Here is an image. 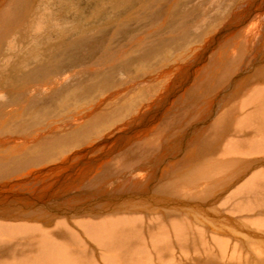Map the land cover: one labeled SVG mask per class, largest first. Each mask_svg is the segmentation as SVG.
<instances>
[{"label": "rangeland", "instance_id": "374dc122", "mask_svg": "<svg viewBox=\"0 0 264 264\" xmlns=\"http://www.w3.org/2000/svg\"><path fill=\"white\" fill-rule=\"evenodd\" d=\"M261 35L264 36V0H0V151H3L4 148L1 146L4 145L8 148L11 146L12 151L17 152L13 157H9L10 159L3 157L4 159L1 160L4 162L0 163L2 178L7 176L6 164L13 170L8 173L10 174V178L6 177L8 180L4 178L3 181L0 177V183L5 184L0 187L1 191L4 189L3 191L25 192L28 188L27 192L35 196L33 193L40 190H42L40 194L61 190L64 192L62 195L63 198L65 197V204L71 200L76 212L88 211L93 207L91 202L95 200L96 203V200H99L97 193L101 192L97 187L100 184L93 187L91 185L97 182L96 175L99 177L104 175L105 180H131L130 172L143 171L144 163L151 162V158L158 156L160 145L168 141V135L172 133L175 138H184L183 135L187 132L189 136V129L193 124L196 125L190 134H194L193 140L198 136L201 139L203 137L202 140L207 141L204 144L205 149L211 146L210 143L213 144L205 154L207 158L204 157V162L215 163L214 167L219 166L221 162L224 166L232 167L245 166L244 164L248 163L245 168H248L249 172L240 171L244 182L256 172L264 171V154L254 156L242 154V156L237 151L236 153L227 151L231 148L227 141L240 139V134L248 135L243 137V140L251 138L259 141L263 138L264 130H262L263 134L259 135L252 130V125L247 128L246 125L236 123V120L242 117L241 113H244L240 101L244 100L253 89L264 88V74L261 73H264V37ZM220 44L225 46L227 54H225L227 57L222 59L225 68L217 74V82L220 83L214 85L211 91L213 93H209L208 100L203 105L199 104L201 101L196 102L179 114L182 119L188 120L187 122L181 120L174 123L169 115L175 112L183 89L190 84H195L194 88L199 89L204 84V77L209 75V70L206 71L210 66L208 63L211 62L214 53L222 48ZM180 64L182 66H179ZM169 71L174 72L169 73V79L166 81L165 75ZM245 71H249L251 77L247 76ZM233 78L238 79V85L245 78L248 81L243 91L237 94V91L233 90ZM193 79L197 81L193 82ZM231 90L233 91L230 92ZM170 92L172 94L168 97ZM261 98L263 99L259 112L264 115V95ZM158 102L164 103L165 110H163L167 113L162 114L167 116L166 121L165 117H162L160 120L163 123L154 122L146 126L147 131L150 129L148 132L141 127L137 128L134 119L144 109L143 106L153 103L156 105L155 103ZM191 111L192 114H189L188 112ZM168 117H170L169 122ZM225 126L232 131L228 133L227 138L225 131L215 144V141H212V134L223 131ZM236 127L248 131L235 132ZM131 128L136 130L137 135H135L137 137L135 144L130 147L132 153L130 152L128 157V159L132 157L134 167L126 163L123 166L118 158L122 152L114 151L117 143L122 142L121 137ZM187 139V144L192 143L190 138ZM124 148V152H129L127 149L129 147ZM142 149L148 154L136 160V153ZM246 149H248L247 145L241 148V151ZM172 158L163 156L162 160L170 162ZM71 159H74V162ZM118 160L120 162H117ZM61 164L62 168L56 169ZM168 166L167 163L163 168ZM122 171L129 175H122ZM53 172L54 174H51ZM84 174H88L90 178L82 182L80 177ZM13 181L20 185L14 187ZM67 181L73 184H68L70 187L64 188L56 186L57 182L62 184ZM76 181L77 183H74ZM11 185L12 188L9 187ZM237 185L234 184V190ZM118 189L117 193L124 190L122 187ZM72 197L75 201L71 199ZM178 198L171 200L182 205L188 202L183 197ZM223 202L224 200L218 199L214 204L217 209L213 206L214 210H209L213 213L209 212L211 215L219 216L220 221L217 219L215 222L220 226L221 220L227 222L220 216L230 217L229 219H234L228 221L231 227H234V230L231 229L232 232L235 231L240 235L244 232V236L250 235V232L256 241L264 243L263 234L256 232L248 218L244 220L245 213L241 214L242 217L235 216L236 212H229V216L227 210H223L221 206ZM108 203L106 204L109 205ZM204 203L201 205L202 209L207 211L206 209L210 208L204 207L209 206V202L204 201ZM106 204L103 206H107ZM17 211L18 222H23L19 221L20 217L26 214V220L30 225L40 224L46 231L56 228V221L58 222L56 219L51 224L55 223V225L42 226L37 219H34L37 216L35 213L29 215L30 213L23 210V207ZM85 214L87 216L81 215V217L69 214L66 219L64 218L67 228H73L72 230L82 239L84 236L80 234L83 233L79 229L80 222L94 217L90 212ZM98 219L102 220L104 216ZM228 236L232 235H221V237L219 235L222 240ZM85 242L91 244L87 239ZM211 245L213 247V244ZM182 246L174 248L171 252L172 256L178 257L177 261L183 260L193 264L203 258L199 256L200 253L191 252L186 246ZM220 248L219 255L222 254L224 257L227 248L224 246ZM255 250L252 252L254 255L257 254L255 256L258 258L259 253ZM228 255L226 258L229 259L231 254ZM192 258H195L193 262H191ZM254 258L248 260L255 262L256 258ZM96 264L100 263L97 261Z\"/></svg>", "mask_w": 264, "mask_h": 264}, {"label": "bare ground", "instance_id": "6f19581e", "mask_svg": "<svg viewBox=\"0 0 264 264\" xmlns=\"http://www.w3.org/2000/svg\"><path fill=\"white\" fill-rule=\"evenodd\" d=\"M223 42L225 43V41ZM259 44L260 42H258V45ZM222 48L220 47L219 51H217L216 54L214 53V55L212 56L213 58L210 63L206 61L210 65L209 68L206 70V71L209 70L208 72L210 76L206 75V77H204L205 78V80H203L204 84L199 89L194 88L195 84L193 85L190 84L189 87L185 86L186 88L183 89L182 91V97L180 98V100L177 98L178 108L176 107L175 112L169 115L171 118H173L174 123H178L181 120L182 121L185 120L187 122L188 120H186L185 118L182 119V117L179 114H181L183 110L187 109L188 106L192 104L195 105L196 102L201 101L199 104L203 105L205 101L208 100L207 97L209 93L214 89V87L217 84L220 83V82L219 83L217 82L218 81L217 74L218 72H221V70H224L225 64L224 62H222L223 61L222 59H225L227 57L226 56L227 54L225 53V49H224L225 46H222ZM185 53H188V52H185ZM221 54L223 55L224 58L222 57ZM188 55H190V53ZM259 58L260 57L258 56V59ZM181 59H184V58H181ZM188 61H186V63ZM191 63L190 64L188 63V64L192 65ZM179 66H182V65L180 64ZM249 71H245V73L248 74L247 76L251 77V73H250L251 71L250 72ZM170 72L173 73L174 71L166 72L167 73V75H165V77H167L166 81L169 79L168 76ZM261 73L264 74L263 72ZM203 76H205V74ZM195 80L197 81V79H193V82ZM237 81L238 79L234 80L233 78V90L237 91L236 94L239 91H243L244 87L248 83L246 78L245 80L240 81L239 85ZM233 90H231L230 92H232ZM212 93L213 92H211V94ZM171 94L172 93L170 92L167 96L169 97V95ZM262 95H264V88L262 87L259 89L256 88V89H253L250 92V94H248V96L245 97L244 100H241L240 105L244 107L243 108L244 113H241L242 117L236 120V123L238 125L243 124V125H246L245 127L247 128L252 125L253 126L252 130H254L256 133H259V135H261L262 130H264V115H262L261 112H259L260 106L262 105L261 104L262 99H263L261 98ZM227 97H229V95H227ZM103 103H105V101ZM166 103H168V101ZM153 104L149 106L147 105L143 106L144 109L140 113L138 112L139 115L138 116L136 115L137 117L136 119H134V121L136 122L135 125H137V128L141 127L142 129L146 130L145 132H148L150 130L149 129L147 131L146 126L152 125L154 124V122L163 123V121L160 120L162 117H165L162 113H165V112L167 113V111L164 112L165 110L164 103L158 102V103H155L156 105H153ZM241 106L240 108H242ZM188 113L192 114V111ZM166 117H165V121H166ZM170 117H168L169 118L168 122L170 120ZM210 117L212 118L213 116H210ZM194 126L196 125L193 124V127L189 129V136H187V132L183 135L184 138H181V137L175 138L174 134L172 133L168 135V141L166 143L164 142L162 146L160 145L161 148H160L158 156H154L153 158H151L152 159L151 162L148 161L147 163H144L145 165H144V168L142 167L143 169L140 168L143 171L135 172L132 170L130 172L131 180H126V179H123V180L115 179L116 181L112 179L105 180L104 175L102 177H99L98 175H96L97 182L92 183L91 185L93 187V186H97L100 184L97 187L101 189V192H99V194L97 193L99 200H96V203L98 204L96 205L95 200L91 202L92 203L91 205L94 207V208L91 207L93 210L88 209V211H85V212H80V213L76 212L74 210L75 208L72 207L71 205L72 201L70 199H69L70 202H67L65 204V201H64L65 197L63 198V195H62V193L64 192L61 190L60 191L54 190L51 193L44 192V194L43 192L40 194L39 192L42 191L40 190L39 192H37L39 194L33 193V195L35 196H31L30 193L27 192L28 188H26L27 190L25 192L20 191V190L19 191H3L4 189H2L1 191V188H0V264H82L83 262L87 264H96L97 261L100 264H190V262L188 263L183 262V260L179 262L176 260L178 257L172 256L171 252H173V249L176 247H180L181 245H183L182 247L186 246L191 252L196 251L200 253L199 256L203 257L201 258L202 260L198 259L196 260V262H193L195 258L194 259L192 258L193 260L191 262H193V264H264V243L256 241L255 237L250 232H249L250 235L246 233L247 234L246 236L243 235L244 232L241 233L242 235H240L239 233L236 234L235 231L232 232L231 229L234 230V227L233 226L231 227L229 222L234 221V219H229L230 217L224 218L220 216L221 219H225V221L227 222H223L221 220L220 224L222 225L219 226L218 223L215 222L217 221V219L220 221L219 216L211 215L213 213L209 211V210L211 211L214 210L213 206L218 199L219 201L224 200L221 206L222 208H224L223 210H227V214L229 216H230L229 212H236L235 216H240L244 212L245 213L244 220L245 218L246 219L248 218L249 221H251V224L254 225L255 230H257L256 232H259L260 234H263L264 236V203H263L264 202V171L256 172L254 175L250 176L249 178L247 177L248 179L244 182L242 179V176H243L242 172L244 171H245L244 173L249 172V170H247L248 168H245V166H247L248 163L247 164L243 163L245 166L232 167V166H224L223 163L221 162L222 166H220L221 165L220 164L219 166L215 165L217 167H214L213 164L215 163L212 164V162L210 163L209 162L206 163L207 161L204 162V159L207 158V156L205 157V154L208 153V149H210V147L213 146V144L210 143L209 145L211 146L205 149L204 144L207 141L202 140L203 137L201 139L197 135L198 137H195V139L193 140L194 134L192 135L190 134L192 133ZM226 127L227 126H225L224 129L221 127L223 131H217V133H215L214 135L212 134L213 136L212 141L213 142L215 141V144L218 142V140H220V137L222 138V135L224 134L225 131H226L225 132L226 138L228 136V133L232 131L231 128L227 129ZM237 130L248 131L243 128L237 129L236 127L235 132ZM135 131H136L135 129L131 128L128 130L127 133L124 132L125 134L121 137L122 142L117 141L118 142L117 147L116 149H114L115 152L116 151L122 152L120 157H118L121 162L119 160L117 162L123 163V166L125 165V163L129 165L130 167L132 165V162H133L131 160L132 157H130L129 159L128 157L132 153V151H130L132 150L130 149V147L133 146L136 142L137 137H135L136 135ZM139 131H141V129ZM232 135L234 136L235 134H232ZM239 136L241 137L240 139H234V140L232 139L233 141H227L228 144L231 145V148L228 149L227 151L230 150L231 153L232 152L236 153L237 151L238 154L240 155L243 154V155H249V156L264 154V134H263V138L261 137L262 139L259 141H254L251 138H248V140L247 139L243 140L242 139L243 137L248 136L247 134H244V133L240 134ZM187 138L188 139L190 138L192 140V143L187 144V141H186ZM5 142H7V140ZM14 145H16L15 142H14ZM245 145H247L248 149L241 151V148H243ZM124 147H129L127 148L129 152H124L125 151ZM260 147H262L263 149H261ZM1 148H4V149H2L3 151H0L1 152L0 153V163H4V162H1L2 159L6 157L8 158L13 157L14 154L17 153L15 150L16 147L14 149L15 151H12L11 146L10 148H8L7 146L5 147L3 145V147L1 146ZM215 148L214 150L217 149ZM133 150L137 151L135 149ZM217 151H220V150H217ZM157 153H158V150H157ZM144 154L146 155L148 154L147 152H145L144 149L137 152L135 156L136 160H138L140 157H144ZM182 154L183 156H181ZM163 156H167V157L169 156V158H172V156H175V157L170 159L171 160V161L169 160L170 162L168 161L165 162L162 160ZM73 160L71 159V161ZM136 160H135V163H137ZM215 161L217 162V160ZM167 163L169 164V166L163 168V166L164 165L166 166ZM234 165L236 164L234 163ZM0 166L2 165L0 164ZM5 166L7 167L5 170L6 171L5 174L9 177L5 176L4 174L5 176L4 178L6 177L10 178V174L8 175V173L12 170V167H10L8 164H6ZM249 166H250V163H249ZM61 168H62V164L60 165V167L58 166V168L56 169L59 170ZM13 169H15V167ZM63 170H66V169H63ZM82 170L83 169H81V171ZM157 170L158 172L159 171L160 172L158 173ZM241 170L242 172H240ZM54 172L51 174H54ZM0 174L2 175V173ZM122 175L128 176L129 174L128 173L126 174L123 172ZM2 176L0 177L2 178ZM41 176L39 175V177ZM60 176H63V175H60ZM4 178H2L3 181H5ZM89 178L90 177L88 174H84V175H81L80 180H82V182H85ZM7 180H6V183H7ZM41 182L43 183L42 180ZM241 182L243 183L242 185H241ZM74 183H77V181ZM68 184L71 185L73 184V182L67 181V183L63 182L62 184H58L57 182L56 186L58 187L61 186V188H64L66 186H69ZM234 184H238L235 190H234ZM2 185H5V184H3L2 182L0 183V187ZM13 185L14 187H17V185H20V184L15 183ZM91 185L89 187H91ZM9 187L12 188L13 186L11 185ZM120 187L124 188V190L123 192L117 193L118 190H121V189H118ZM231 188H233V190ZM6 189H9V188H6ZM34 191L36 192V190ZM177 197L179 198L183 197L184 199H187L188 202H185V205L177 204L176 202L173 203L174 200L172 199L173 200L172 201L171 198L175 199ZM71 199L74 200L73 197ZM204 201L209 202L208 203L209 206L204 207V208H210V209H206L207 211H204L202 209L203 206H201L204 203ZM107 202H109L110 204L108 203L109 205H107L106 204ZM103 203H105L107 206H103L105 205ZM191 203H193V205ZM179 205L180 207H178ZM204 205L206 204L204 203ZM22 207H23V210L28 211L30 213L29 215L36 214L37 215L36 218H34L35 216L33 218L37 219V221L40 222L42 226L43 225L50 226L55 219L58 220V222L56 221V225L55 223H53V225H55L56 228L54 227L55 228L54 230L46 231V230H43L40 224L30 225L28 224V221L26 220V217H27L26 214L23 217H20L19 221H23V222H18L17 218L19 215H18L17 210L21 209ZM215 207L216 206H214V208ZM85 210H87V208ZM222 211L220 210V212ZM87 212L94 214L93 215L94 217L91 216L93 217V219L89 220L90 218L89 219L86 218L88 220L80 222L79 229L81 230V232H83L80 234L81 235L83 234L84 236L83 237L84 239H82L80 238L78 233H75V231L72 230L73 228L72 229L67 228L68 225H66L64 218L68 217L69 214H72L73 216H77V217H81V215L87 216L85 214ZM102 216H104V219L99 220L98 218L100 217L102 218ZM241 216L243 217V215ZM61 219H63L62 222L59 221ZM70 221L68 220V222ZM227 227L229 228L231 227V228L228 229ZM208 234H211V236L210 235L208 236ZM227 234H230L232 236H228L229 239L228 237L225 238V240L220 239L221 235L226 236ZM85 239L90 241L91 244H93L94 246L91 245L90 243L86 244ZM211 244H213V247ZM223 246L227 248V250H225L226 249L225 248L224 249L225 252L224 250L223 252L226 255H228V253L232 255V256L230 255L229 259L226 258L225 254H223L225 258L222 257V254L219 255L220 249H221L220 247L223 248ZM254 250L259 253L258 258L257 256H255L257 254L254 255V253L252 252ZM254 256L257 260L254 258ZM253 258L255 259V262L249 261Z\"/></svg>", "mask_w": 264, "mask_h": 264}]
</instances>
